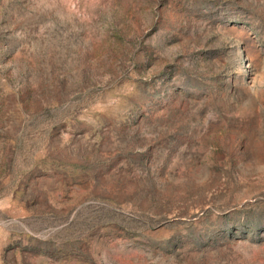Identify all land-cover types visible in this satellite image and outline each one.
I'll use <instances>...</instances> for the list:
<instances>
[{
  "label": "rangeland",
  "instance_id": "1",
  "mask_svg": "<svg viewBox=\"0 0 264 264\" xmlns=\"http://www.w3.org/2000/svg\"><path fill=\"white\" fill-rule=\"evenodd\" d=\"M0 264H264V0H0Z\"/></svg>",
  "mask_w": 264,
  "mask_h": 264
}]
</instances>
